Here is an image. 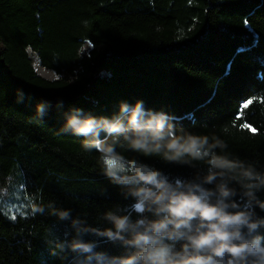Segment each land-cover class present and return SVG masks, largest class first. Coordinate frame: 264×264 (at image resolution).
Instances as JSON below:
<instances>
[{
	"label": "trees",
	"instance_id": "1",
	"mask_svg": "<svg viewBox=\"0 0 264 264\" xmlns=\"http://www.w3.org/2000/svg\"><path fill=\"white\" fill-rule=\"evenodd\" d=\"M29 51L61 78L37 74ZM136 101L264 172V0H0V264H110L93 253L123 254L85 229L110 228L109 210L135 219L132 199L98 152L60 130L71 109L111 116ZM115 151L170 178L205 171ZM73 240L96 246L74 252Z\"/></svg>",
	"mask_w": 264,
	"mask_h": 264
},
{
	"label": "clouds",
	"instance_id": "2",
	"mask_svg": "<svg viewBox=\"0 0 264 264\" xmlns=\"http://www.w3.org/2000/svg\"><path fill=\"white\" fill-rule=\"evenodd\" d=\"M38 111L42 108L38 107ZM83 138L85 151L100 154L103 174L131 198L135 219L120 209L106 211L110 228L85 231L120 242L123 254L93 253L110 264H264V172L227 153L218 137L177 129L163 112L145 109L142 101L121 102L111 116L71 109L60 130ZM117 146L159 157L162 162L203 168L192 178H170L138 159H125ZM219 149V151H217ZM106 161H112L109 165ZM194 162H200L199 165ZM210 186V187H209ZM51 215L69 212L48 205ZM36 213H44L37 205ZM93 241L73 240L70 250L92 252ZM91 257L85 256V260Z\"/></svg>",
	"mask_w": 264,
	"mask_h": 264
},
{
	"label": "rangeland",
	"instance_id": "3",
	"mask_svg": "<svg viewBox=\"0 0 264 264\" xmlns=\"http://www.w3.org/2000/svg\"><path fill=\"white\" fill-rule=\"evenodd\" d=\"M91 50V46L89 44H86L84 47V52L83 54L86 55L89 51ZM29 55L30 58L32 60L34 69L36 71L37 74L40 73L44 74L46 77H43L41 74H39L41 77L50 80V81H54V80H58L61 78V76L56 75L54 72H52L51 70L45 69L40 65V62L38 60V57L35 53L29 51Z\"/></svg>",
	"mask_w": 264,
	"mask_h": 264
},
{
	"label": "snow or ice",
	"instance_id": "4",
	"mask_svg": "<svg viewBox=\"0 0 264 264\" xmlns=\"http://www.w3.org/2000/svg\"><path fill=\"white\" fill-rule=\"evenodd\" d=\"M246 24H247V22H245ZM237 53H243V52H245V51H247V49L246 48H243V47H241V48H238L237 50ZM228 68H229V70H230V68H231V65L229 64L228 65ZM250 102V101H249ZM246 126V125H245ZM254 131V130H253ZM106 163H108L109 165H111L113 162L112 161H106ZM13 219H15V217H12Z\"/></svg>",
	"mask_w": 264,
	"mask_h": 264
},
{
	"label": "bare ground",
	"instance_id": "5",
	"mask_svg": "<svg viewBox=\"0 0 264 264\" xmlns=\"http://www.w3.org/2000/svg\"><path fill=\"white\" fill-rule=\"evenodd\" d=\"M39 74H41L43 77H46L44 74L40 73V71H39Z\"/></svg>",
	"mask_w": 264,
	"mask_h": 264
}]
</instances>
